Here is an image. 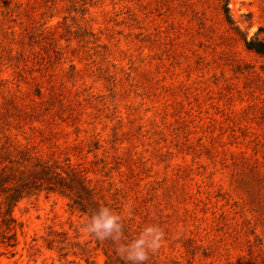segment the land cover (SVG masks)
Masks as SVG:
<instances>
[{"label":"rangeland","instance_id":"374dc122","mask_svg":"<svg viewBox=\"0 0 264 264\" xmlns=\"http://www.w3.org/2000/svg\"><path fill=\"white\" fill-rule=\"evenodd\" d=\"M221 4L0 0V173L32 190L0 264H124L101 206L163 229L145 264H264V0Z\"/></svg>","mask_w":264,"mask_h":264},{"label":"clouds","instance_id":"9594fccd","mask_svg":"<svg viewBox=\"0 0 264 264\" xmlns=\"http://www.w3.org/2000/svg\"><path fill=\"white\" fill-rule=\"evenodd\" d=\"M87 235L100 241H111L114 252L124 264H145L164 241L163 229L155 223L143 225L131 239L125 237L121 215L106 206L99 207L84 223Z\"/></svg>","mask_w":264,"mask_h":264},{"label":"trees","instance_id":"16d2710c","mask_svg":"<svg viewBox=\"0 0 264 264\" xmlns=\"http://www.w3.org/2000/svg\"><path fill=\"white\" fill-rule=\"evenodd\" d=\"M219 1L222 2L221 5L225 13V17L227 21L230 22L231 18L228 14L227 0ZM243 41L247 49L255 51L264 58V41L259 39L247 40L245 37L243 38ZM37 165L40 167L39 169L34 168L28 171L31 178L33 177L35 180L39 179V183L35 184L34 188H38L43 185L46 189H60L61 191L65 188H72V185L67 182L65 177H63L59 172L54 170L51 171L44 163L38 162ZM69 172L77 175V171L74 168H70ZM25 183L19 182L12 184V182H9L8 176L0 173V204L3 206V209L0 210V246L13 247L16 244V220L12 215V209L20 199L32 191ZM76 201L77 200H75V202ZM78 203L79 208L81 209V202Z\"/></svg>","mask_w":264,"mask_h":264}]
</instances>
